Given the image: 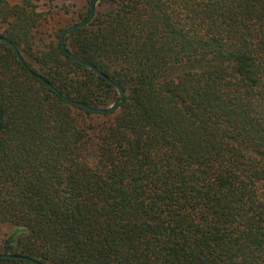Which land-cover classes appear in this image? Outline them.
Wrapping results in <instances>:
<instances>
[{"label": "trees", "instance_id": "16d2710c", "mask_svg": "<svg viewBox=\"0 0 264 264\" xmlns=\"http://www.w3.org/2000/svg\"><path fill=\"white\" fill-rule=\"evenodd\" d=\"M54 1L0 0V36L63 97L113 105L65 28L44 29ZM108 1L64 42L124 91L111 114L68 104L0 41V253L264 264V0Z\"/></svg>", "mask_w": 264, "mask_h": 264}, {"label": "water", "instance_id": "95a60500", "mask_svg": "<svg viewBox=\"0 0 264 264\" xmlns=\"http://www.w3.org/2000/svg\"><path fill=\"white\" fill-rule=\"evenodd\" d=\"M101 0H92L90 3V10H89V14L88 17L86 19H83L67 28H65L63 30V32L61 33L60 36V40H61V49L62 51L69 56L71 59H73L74 61H76L77 63L87 67L89 70H92L93 72H95V74H97V76H99L100 78H102L103 80L107 81L109 84H111L115 90L118 93L119 99L116 103H114L113 105L106 107V108H95V107H89L86 106L82 103H78L75 102L73 100L67 99L65 97H63L58 90H56L54 87H52L47 81H45L43 78H41L39 75L35 74L34 72H32V70L26 66L19 50L17 49V47L12 44L11 42L7 41L5 38L0 36V41L8 44L13 52L15 53L18 61L22 64V66L25 68V70L34 78H36L37 80L41 81L45 86H47L48 88H50L52 91L56 92L59 96H61V98L66 101L68 104L72 105V106H77L79 108L88 110L92 113H96V114H111L112 112L116 111L119 108L120 103L124 100V96L125 93L124 91L115 83L113 82L111 79H109L106 75H104L102 72L98 71L93 65H91L90 63L81 60L80 58L76 57L72 52H70L69 50H67L66 46H65V42H64V38L65 36H67L69 33L77 30V29H81L85 26H87L93 19L94 13H95V7L97 5L98 2H100ZM2 119V114L0 112V122ZM0 259H11V260H18V261H25L29 264H42L39 261H36L34 259L25 257V256H18V255H12V254H6V253H0Z\"/></svg>", "mask_w": 264, "mask_h": 264}, {"label": "rangeland", "instance_id": "374dc122", "mask_svg": "<svg viewBox=\"0 0 264 264\" xmlns=\"http://www.w3.org/2000/svg\"><path fill=\"white\" fill-rule=\"evenodd\" d=\"M82 1L83 0H56L50 6V10L48 7H45V5L41 4L40 9L44 11L46 17H48L47 22L44 24V29L51 30L52 28L56 29L58 27L67 28L83 20L82 18H77V8L81 6ZM113 6L114 4L108 0L101 1L97 3L95 12L106 10ZM2 28H0V33L3 31ZM12 229V225L0 223V243L8 237Z\"/></svg>", "mask_w": 264, "mask_h": 264}]
</instances>
